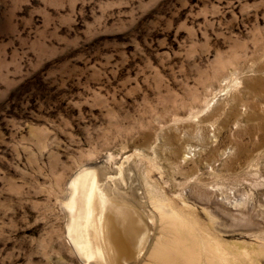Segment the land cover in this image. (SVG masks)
<instances>
[{
  "label": "rangeland",
  "instance_id": "374dc122",
  "mask_svg": "<svg viewBox=\"0 0 264 264\" xmlns=\"http://www.w3.org/2000/svg\"><path fill=\"white\" fill-rule=\"evenodd\" d=\"M81 172L264 264V0H0V264H100Z\"/></svg>",
  "mask_w": 264,
  "mask_h": 264
},
{
  "label": "bare ground",
  "instance_id": "6f19581e",
  "mask_svg": "<svg viewBox=\"0 0 264 264\" xmlns=\"http://www.w3.org/2000/svg\"><path fill=\"white\" fill-rule=\"evenodd\" d=\"M99 180L94 172H81L72 181L69 234L83 260H97L100 264H139L149 256L154 260L151 264H230L228 254L202 249L194 242L192 229L186 224L170 223L173 220L167 222L161 214L157 222L168 233L163 229L160 236L161 232L158 234L154 229L159 224L152 214L157 209L150 212L131 198L113 196ZM206 252L208 258L204 257Z\"/></svg>",
  "mask_w": 264,
  "mask_h": 264
}]
</instances>
